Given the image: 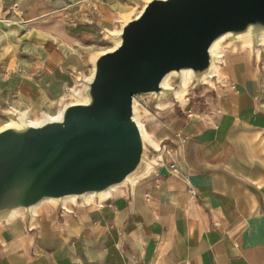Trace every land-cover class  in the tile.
Masks as SVG:
<instances>
[{"label":"crops","instance_id":"obj_1","mask_svg":"<svg viewBox=\"0 0 264 264\" xmlns=\"http://www.w3.org/2000/svg\"><path fill=\"white\" fill-rule=\"evenodd\" d=\"M38 3L0 4V18L17 20L15 49L0 54V128L12 110L58 114L126 15L102 3L101 16L71 25ZM222 71L211 89L149 123L165 143L159 170L97 206L69 203L60 215L44 202L29 226L20 217L0 225V264H264V62L231 52Z\"/></svg>","mask_w":264,"mask_h":264},{"label":"water","instance_id":"obj_2","mask_svg":"<svg viewBox=\"0 0 264 264\" xmlns=\"http://www.w3.org/2000/svg\"><path fill=\"white\" fill-rule=\"evenodd\" d=\"M105 36L118 45L92 58V75L79 79L57 119L31 125L7 112L14 123L0 128V225L20 217L29 226L44 202L60 215L69 203L97 206L159 170L165 143L154 147L139 122L146 128L180 109L185 71L188 97L221 81L213 71L228 53L249 50L262 64L264 0H146Z\"/></svg>","mask_w":264,"mask_h":264},{"label":"rangeland","instance_id":"obj_3","mask_svg":"<svg viewBox=\"0 0 264 264\" xmlns=\"http://www.w3.org/2000/svg\"><path fill=\"white\" fill-rule=\"evenodd\" d=\"M78 1H82V0H39V5H48L50 7V10H47L46 12H44V14L47 15V13H50L52 10V12H56L57 10H60L62 8H64L65 6L73 3V2H78ZM108 1V3H107ZM19 2V0H0V4L5 8L6 11H9L11 10V8L17 3ZM101 3H104L106 4V6H113L116 11H120V14L121 12H125L126 15L132 13V12H140L144 6L143 4V0H100ZM122 12V13H123ZM128 13V14H127ZM1 27H2V31L4 30L5 32H7V34H5L7 36L6 39H2L0 43V54L2 55H9L10 52L14 51L15 49V46L14 44L16 43V39L14 35V33H11L9 30L12 29V27H15V21H17L15 19V15L10 11L9 13H4L2 16H1ZM1 36H5L3 35V33L1 32L0 33ZM115 45V42L113 39L109 38V36H105V41L102 42L101 44V50H104L106 51V49H111L113 48ZM220 76L222 78L223 76V71L221 70L220 71ZM220 78V80H221ZM188 86V84H187ZM186 90V96L188 95V90H187V87L185 88ZM185 93V92H184ZM183 94V93H181ZM182 99V96L180 95V97L178 99L181 98V101H182V104H185L187 103V98L189 97H186ZM18 112H28V111H18ZM31 119L34 120V121H39L37 119H40L39 116H37L36 114H31ZM32 115H34L35 117H32ZM49 115V114H47ZM55 116V115H53ZM8 118V123H10V120L9 119V116L7 117ZM141 123V122H140ZM143 125V123H141ZM146 133L149 137V139L151 138L150 136V132H151V125L147 124L146 126ZM152 139V138H151ZM153 140V139H152ZM154 141V140H153ZM155 142V141H154ZM155 144L158 146L157 142H155Z\"/></svg>","mask_w":264,"mask_h":264},{"label":"built area","instance_id":"obj_4","mask_svg":"<svg viewBox=\"0 0 264 264\" xmlns=\"http://www.w3.org/2000/svg\"><path fill=\"white\" fill-rule=\"evenodd\" d=\"M100 0H82L78 2H73L64 8L57 10L55 13L58 14L64 22H67L71 25H77L79 23H90L93 20L94 15H99L101 9ZM189 114L191 112L189 111ZM176 139L179 143L185 144L187 138L182 136L181 134L176 135ZM169 155V153H167ZM163 163V161H162ZM171 170L173 174H178V169L175 165H171ZM194 195L196 192L191 191Z\"/></svg>","mask_w":264,"mask_h":264},{"label":"bare ground","instance_id":"obj_5","mask_svg":"<svg viewBox=\"0 0 264 264\" xmlns=\"http://www.w3.org/2000/svg\"><path fill=\"white\" fill-rule=\"evenodd\" d=\"M140 12H138L137 14H139ZM109 38H111V37H109ZM112 39V38H111ZM221 41H223V39H220L219 41H217L216 42V44H215V46H214V48H217L218 46H219V44H220V42ZM115 42V45H114V47L113 48H115L117 45H118V42L117 41H114ZM263 42H264V39H263ZM113 48H111V49H113ZM220 71H221V69L219 68V67H215V69H214V71H213V74H219L220 73ZM184 74H185V78H184V90H181V91H177L176 92V98L178 99L179 97H180V95L182 96V99L183 98H185V96H186V90H185V88L187 87V84H188V82H189V80H188V76H190L189 74H190V72L189 71H185L184 72ZM165 86L166 87H169V79H167L166 80V82H165ZM185 92V93H184ZM181 93H183V94H181ZM178 100H181V98L180 99H178ZM58 116H59V114H56L55 116H51V115H47L46 116V118L45 119H41L40 118V120L39 121H34V120H32L31 119V115H30V113L29 112H18V120H20V121H26V122H28L29 124H31V125H41V124H43L45 121H47V120H54V119H57L58 118ZM14 122L12 121V120H10V123L9 124H13ZM139 125H140V128H141V130H142V133H143V135L145 136V138L154 146V147H156V148H158V146L155 144V142L150 138L149 139V137H148V135H147V133H146V129H145V126L144 125H142L140 122H139ZM109 195V192L108 193H106L104 196H103V198H105V196L107 197ZM109 197V196H108ZM92 198H93V196L92 195H89L88 197H87V202H90L91 200H92ZM65 202H68V200H66ZM39 208V207H38ZM16 216V214L14 215V217ZM14 220V219H13Z\"/></svg>","mask_w":264,"mask_h":264}]
</instances>
